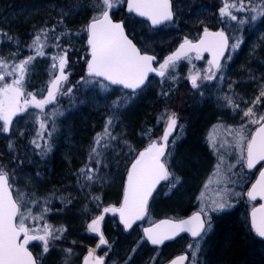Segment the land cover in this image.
<instances>
[{
  "label": "snow or ice",
  "instance_id": "obj_1",
  "mask_svg": "<svg viewBox=\"0 0 264 264\" xmlns=\"http://www.w3.org/2000/svg\"><path fill=\"white\" fill-rule=\"evenodd\" d=\"M92 6L99 9L96 15H93L90 22L82 29L87 34V45L90 49V59L85 61L87 71L85 76L81 77V82L87 84H98L102 91L110 90L111 85H119L124 89H131L132 95L136 94L138 89L142 90L146 87L149 73H155L157 76L164 79L175 81L177 77L173 75L176 71L177 61L187 59L191 63L189 53H195V59H203V53L207 52L211 58L207 60L208 67L204 70V75L201 77L200 70L195 73L190 72L187 79L191 83L193 89H201V84L198 81H213L216 79L223 80L222 73L225 65L232 59V53L236 52L243 39L241 36L232 37L233 42L229 43V37L225 35L223 30L210 31L207 27L203 29V35L196 42L188 38H184L175 52L168 55L158 67H153V62L156 60L155 55L148 54L142 51L141 48L125 34V26L123 22H114L110 16V11L119 5L126 3L127 11L135 13L138 17H143L151 22L153 27L170 22L173 20L174 12L172 0H91ZM72 9L70 8L69 11ZM221 18L227 17L229 21L235 22L234 31L239 32L242 27L249 23H255L259 19H264V0H224L223 5L219 9ZM236 13L244 15L238 16ZM68 12L62 10V15H67ZM50 31L55 32V28ZM41 34L45 40H41V35L35 36L30 49L35 51L36 56L45 55L46 39L48 33L41 30ZM79 34V33H77ZM4 35H7L6 33ZM11 39V37H9ZM59 41L60 37H56ZM56 47H59L57 43ZM229 54L226 56L225 52ZM15 55V53L13 54ZM35 59V56L28 58L10 66L6 59L0 58V133H9L13 125V118L18 115L29 113V109H38L40 113L45 112L48 105L57 104V94L71 95L73 89L68 87L66 90L62 88V82L67 81L68 76L64 72L67 63V50H63V54H58L52 57V68H56V61H59V75L55 76L49 82V87L46 89V95L40 93V98H37V93L26 91L24 84L25 74L28 71V65ZM224 61V63H222ZM11 67V71L7 69ZM19 72L18 76L15 74ZM217 73L221 75L217 77ZM6 76H14L11 82L6 81ZM250 79L256 80L255 75H251ZM107 82V83H104ZM231 87V85L229 86ZM163 91L162 95L167 96L168 91ZM203 95V91H200ZM261 97H264V83L259 84V95L251 102V105L246 109H241L243 116L247 117V121L239 126H224L227 135L231 136V141L223 140L217 148L215 137L210 134L209 140L214 153L218 154V162L213 172L215 182L223 187L218 188L217 198L211 200L210 204L201 203L199 211L194 212L187 219L175 218L161 220L155 223L152 227L145 228L144 238L148 243L154 246L162 245L165 241L172 240L181 233H189L193 239H202V234H206L211 230L210 216L205 210L206 207L211 211H221L226 207H230V196H239L241 193L232 191L228 185L236 183L233 176H239L243 179L242 170L244 167L252 170L257 164L264 161V113L256 110V105L261 103ZM129 96L122 97L121 100L113 102V108L119 109L126 105ZM226 106L232 108L233 113L239 108V104H235L230 96H225ZM245 103H248L245 101ZM61 114L59 110H56ZM116 119L115 114L109 117L103 133H98L95 137L94 145L90 148L89 161H94L97 167L86 165L81 168L79 177L84 181L81 187L85 184L96 183L104 180L105 177L95 175L99 172V165L103 163L104 152L102 149L110 148L111 141L117 137L109 130ZM161 120L165 123V128L159 141L152 140L149 145L140 151L134 158L130 169L127 171V181L123 192V201L120 207H104L103 213L111 212L119 213L120 221L124 225V229L132 228V225L137 220H142L148 214V201L157 184L161 181H168L170 188H175L181 183V177L170 170L169 160L171 152L166 151L169 148V136L177 126L178 114L175 111L165 110ZM36 122L42 131L36 133L37 137L44 139L43 133L48 132L47 120H41L39 115H36ZM159 122V121H158ZM255 126V127H250ZM23 135V133H21ZM51 135V133H48ZM31 143L41 149L39 153L42 158L46 157L51 151V145L45 144L43 147L34 139ZM127 144V141L124 142ZM175 144V139L171 142ZM225 152L220 153V148H225ZM130 151H135L131 145H128ZM9 151H14L12 142L8 144ZM228 155L236 157V163H228L225 165V160ZM240 165L241 172H233L232 169ZM107 166L106 164L104 165ZM259 178L251 189L247 192L249 200H256L257 196L264 200V165H261ZM37 175H40L37 173ZM78 179V183L80 182ZM212 177H210V182ZM205 188L209 184H205ZM204 193H201L200 199L203 201ZM94 200H99V197H93ZM49 201L45 199V204ZM71 203L70 200L64 201ZM38 203L33 198L31 193H23L19 190L14 192V186L10 183L9 173L5 170V166L0 164V264H43L44 257L49 253L54 244L50 241L59 240L63 233L67 230L63 226L53 229L47 223H44L41 228L39 225L30 226L26 223L28 220L40 221L44 219V214L48 211L43 208L39 215H35L32 211L33 207ZM99 207V205H97ZM207 217V219H205ZM104 219L103 214L92 219L91 223L87 224L88 231L99 235V244L106 245L103 233L100 231L101 221ZM207 225V227H206ZM251 231L255 236L264 240V205L259 208H253L251 212ZM33 241H39L42 251L34 256L29 250V245ZM142 242V241H141ZM139 247L137 244L136 248ZM136 248L132 252H136ZM193 260L196 259L199 252V242L188 245ZM95 249H89L87 255L83 259V264H104V256H97ZM65 258L63 264H68V257L72 255V249H64ZM107 256V252L104 254ZM132 259L131 255L128 261ZM188 256L181 255L176 257L170 264H184ZM125 261V264H128Z\"/></svg>",
  "mask_w": 264,
  "mask_h": 264
},
{
  "label": "trees",
  "instance_id": "obj_2",
  "mask_svg": "<svg viewBox=\"0 0 264 264\" xmlns=\"http://www.w3.org/2000/svg\"><path fill=\"white\" fill-rule=\"evenodd\" d=\"M91 3V0H0V58L6 59L12 66L29 56H35L27 66L28 71L24 80L26 91L37 93L39 98L44 90L43 87L54 79L59 71L58 66L52 68V57L67 50L64 72L68 79L64 89L72 87L73 91L71 95L60 100L59 106L65 108L66 112L73 109L70 112L72 114L74 111L71 119L65 127L57 126L52 130L51 121L55 123V118L51 119L48 114L45 115L49 127L47 133L51 135L44 138L42 147L47 143L51 145V151L44 158L39 154L41 150L37 151L30 144V134L33 131L25 133L20 125L13 123L7 136L6 133H0V162H7L5 169L9 173L12 172L11 174L24 173L26 176L24 178H27L26 184H30L31 187H24L25 189L21 187L22 192L33 193V196L36 193L44 202L47 199L49 202L45 205L49 208V212L53 213L49 214V220L56 224L57 219L54 216H58L64 220L70 230H81L80 223L83 217L89 222L101 208L117 201L116 196L122 191L128 166L142 149L152 140L158 139L164 125L161 117L166 109L172 110L173 103L177 101L173 100L175 96L172 90L168 91L167 96L162 95L163 91L169 90V83L154 79L157 82L155 87L147 85L145 89L134 95L111 88L107 92L100 90L99 110L92 109L86 104L85 97L82 99L85 95L84 84L78 80L85 76V61L88 55L86 32L82 29L94 15ZM62 10L68 14L62 15ZM121 13L122 17L119 18L115 12L112 13L113 19L123 20L125 17L123 9ZM52 28H55V32L50 31ZM41 30L48 33L45 55L42 57L36 56L35 51L29 47L37 35H41L42 41L45 40ZM5 33L7 35H4ZM57 36L60 37L59 41L56 39ZM57 43L59 47H56ZM261 45L264 48V41ZM259 58L264 61L263 49L259 53ZM58 63L57 60L56 64ZM7 70L11 71V67ZM18 75L17 71L15 76ZM13 78L15 77L6 76V81L11 82ZM125 96L130 97L126 105L114 109L113 102ZM195 97L188 93V99L185 97L184 101L180 100L182 116L189 120L184 148L177 149L179 163L175 174L182 177V186L178 184L175 188H170L171 192L178 190V194L172 198L166 197L156 209L155 214L158 216L171 217L186 212L187 205L190 204L189 200L209 164L208 157L200 146L203 129L209 121L219 118L218 115L225 117V114L214 112L209 107L196 106ZM37 113L43 120L41 113ZM114 114L116 119L109 130L117 139L110 142V148L102 149L103 163L98 166L100 169L95 175H101L106 179L115 176V181L107 189L106 179L97 182V186L96 183H89L81 187L84 181L79 177L80 169L85 168L86 165L97 167L94 161H89L90 148L94 145L97 134L103 133L109 117ZM24 115L14 117L13 121L23 118ZM32 119L34 128H37L35 114ZM121 129L122 133L118 135V130ZM20 131L24 132V135H21ZM125 141L127 144L124 143ZM9 142L13 143L14 151H9ZM128 145H131L135 151H130ZM26 153L30 156L26 157ZM240 172L241 168L236 171V173ZM256 172V170L248 172L243 168V180H239V183L242 182V192L254 179ZM78 179H80L79 183ZM234 180L237 184L238 179ZM203 184L201 183V189ZM93 197L100 199L94 200ZM112 199L114 200L110 201ZM67 200L71 203L64 202ZM246 200L242 195L234 201L232 208L220 212L210 211L212 227L203 234L202 239L198 240L200 250L197 264H264V241L256 237L250 229L246 211L249 202ZM39 205L40 202L34 207L37 208ZM118 234L122 232L116 233L115 251L117 254L126 255L131 247L128 235L122 234L120 237ZM54 242L61 246L67 245L62 240ZM175 244L166 245V248H172ZM146 249L150 252L149 248ZM182 252L187 253V250L184 249ZM48 264L57 263L54 259H49ZM188 264H191V261Z\"/></svg>",
  "mask_w": 264,
  "mask_h": 264
},
{
  "label": "rangeland",
  "instance_id": "obj_3",
  "mask_svg": "<svg viewBox=\"0 0 264 264\" xmlns=\"http://www.w3.org/2000/svg\"><path fill=\"white\" fill-rule=\"evenodd\" d=\"M247 3V0H245ZM223 0H175L174 1V13H175V21L174 24L171 25L170 29L165 30L163 34L165 35H171L170 38H161L162 33L158 34H149L145 35V38L142 36L140 32L141 31V26L142 23L137 24L136 28L131 32L133 36L137 37L136 39H141L142 43L147 46V48L154 50L155 45L160 48L162 46H166V50H173L175 48V45L173 46L172 44L174 43V40L177 39V43L182 42L184 38H190L192 36H195L199 31L203 30L205 27H209L212 24H219V25H224L225 28L228 29L229 33L231 34V43L233 42L232 37L234 36H241L243 39V44H241L240 48L232 53V59L228 61L225 65L224 72L222 73L223 75V80H220L219 78L213 81H198V83L201 84V89H193L191 87L190 81L187 79L188 75L190 72L195 73L197 70H200L201 72V77H203L204 70L207 69L208 64L204 62H191L187 63V61L184 64H181L176 67L175 75L177 79L175 81L170 80V79H164L163 82L169 83V89H171L174 93L173 95L175 98L173 100H177L176 103H173V109L171 111H175L178 114V119H180V113L179 111L182 110L181 107V101L180 100H185V97H188V93L193 94L195 97V104L196 106L199 105V107H209L210 109L214 110V112H219L221 114H225V117H221L218 115L219 118L216 119H224L223 123H213V120L208 122V126L206 125L203 129L202 136H201V141H200V146L204 149L205 154L210 155L208 157V162L209 164L207 165V170L205 175L200 179V183L196 190L194 191V194L192 195V198L189 200L190 204H185L188 206H191V208H194L195 210H199L201 207V203L203 202L205 205L210 204L211 200L217 198V192L218 188L223 187V185H218L215 182V177H213V172L215 170V166L218 162V154L214 153L211 143L209 140L210 134H212L216 141H217V148H219L220 142L223 140H228L231 141L232 137L227 135L226 131L222 127H218L219 125H224V126H239L240 124L244 123L247 121V117H244L242 120L241 117L243 116V112L241 109H246L251 105V102L254 100V98L259 95V84L264 83V61L260 60L259 58V53L261 52V49L264 48L261 45V42L264 41V19H259L257 20L254 24L249 23L246 24L242 27V29L239 32L234 31V28L236 27L235 22L231 21H226L225 18H221L219 9L223 5ZM91 5V10L94 15H96L99 11V9H95ZM124 7V3L119 5L116 8H113L111 10L112 13H116L118 18L122 17L121 10ZM238 16L244 15L242 13H236ZM124 19V18H123ZM137 34V36H136ZM174 39V40H173ZM167 43V44H166ZM176 43V44H177ZM166 44V45H164ZM67 46V45H66ZM262 47V48H261ZM229 54V53H228ZM87 55H88V50H87ZM166 58V56L163 58V60ZM163 60L160 62L162 63ZM58 69H59V63L57 64ZM59 75V71L57 72ZM66 74V73H65ZM255 75L257 78L256 80L250 79L251 75ZM221 74L217 73V77H219ZM81 81V78H79L78 82ZM66 81L62 82V88L64 89ZM84 84V83H83ZM157 82L153 80L150 81L148 84L149 86H154L156 85ZM231 85V87H229ZM49 83L43 87V95H46V89L49 87ZM84 90H85V95L82 97V99L85 97L86 99V104H88L89 107L92 109H97L101 106H99L98 103V96L100 95V86L98 84H84ZM155 87V86H154ZM203 91V95H200V91ZM67 95H61L57 94V104L54 105H48L45 108V112L41 113V116L43 120H45V115L48 114V116L52 119L55 118V123L51 121L52 130H55L56 127L62 126L65 127L69 120L71 119L70 112L73 109H70L69 111L66 112V109H62V107L59 106L60 100ZM225 96H230L233 98L235 104H239V108L236 109V112L233 113L232 108L226 106V101L223 99ZM40 98V97H39ZM188 99V98H187ZM247 101L248 103H245ZM70 106V104L68 105ZM59 110L61 114H58L56 110ZM256 110H258L261 113H264V97H261V103L256 105ZM40 112L38 109H29V113L25 114L23 118H20L19 120H14V124H18V126L21 129H24L25 133H31L33 131L30 138V144L33 148H36L31 141L34 139L37 141L42 146V141L44 139H40L37 137L36 133L38 131H42L39 128V124L37 128H34L33 126V115H37ZM215 115V113H214ZM15 119V118H13ZM184 121L180 122L181 126L178 130L177 135L173 138L175 139V144L173 145L171 143L169 152H171V157L169 160V165L171 166L172 171H176L178 168V163L179 159L177 157V149H181L183 147L184 140H186V134H187V129L189 128V120L183 118ZM57 122V124H56ZM28 124L30 126L28 127ZM219 124V125H218ZM13 126V125H12ZM28 127V129H27ZM250 127H255L251 126ZM47 128H49L47 126ZM163 129V128H162ZM36 131V132H35ZM21 132V131H20ZM24 135V132H21ZM122 133V129L118 130V135ZM162 134V130L160 132ZM6 136L8 133L5 134ZM44 138L48 137V133H43ZM159 141V137L157 139ZM148 146V145H147ZM227 146L225 148H220L219 151L220 153L225 152ZM184 148V147H183ZM182 148V149H183ZM37 151L39 148H36ZM41 150V149H40ZM30 156L29 153H26V157ZM7 162H0L3 166L6 165ZM228 163H236V157L234 155H228L225 160V165ZM6 167V166H5ZM106 168V167H105ZM100 169V168H99ZM240 169V165L236 164V167L232 169L233 172H236L237 170ZM6 170V169H5ZM9 173V172H8ZM9 174V180L10 183L13 184L14 186V192L16 190H19L22 192L21 189L24 187L27 188V186L31 187L30 184H26L27 178H24V173L19 172L18 174ZM101 176V175H100ZM26 177V176H25ZM103 177V176H102ZM210 177H212V180L210 182ZM115 176L111 177L109 176L106 179V189L115 181ZM182 178V177H181ZM237 180V184L239 183V180H241L237 176L232 177ZM182 180V179H181ZM243 180V179H242ZM241 182V181H240ZM201 183H204L202 185L201 189ZM205 184H209L208 188H205ZM237 184H229L228 187L237 193H241L239 196H230L229 198V204L231 205L230 207H226V209L232 208V205L234 201L243 195L245 197V187H244V192H242V187L241 183ZM98 183L95 184L97 186ZM182 186V183L180 187ZM23 187V188H21ZM25 189V188H24ZM180 189V188H179ZM204 193V198L203 201L200 199L201 193ZM33 194V193H32ZM178 194V190L174 191V195ZM116 195V193H115ZM113 198V194H111ZM33 198L40 202V205L37 208H33L32 211L35 215H39L43 208H47L48 211L44 214V219L40 221H33V220H28L26 223L31 226H43L44 223H47L51 226V228L56 229L60 228L63 226L67 230L63 233L62 238L59 240H62L67 243L66 246H61L57 245L54 241H50V244H54V247H51L49 253L44 257V262L43 264H48L49 259H54L55 263L57 264H63L64 258H65V252L64 249H72V255L68 257V264L73 262L75 258L81 254L82 250V245L86 244L88 242V237L85 235L87 232V224L91 223L92 218L89 222L88 220L86 221L85 218L83 217L82 223H80L81 230L76 229V230H70L67 225L64 223V220H61L58 216H54L57 219V223L53 224L51 220H49V216L53 214L52 212H49V208L45 205V202L40 199L39 196L34 193ZM117 196V200H118ZM114 199L110 200L113 201ZM247 201V200H246ZM113 204V203H111ZM151 210H150V216L147 218V222H151L153 220H156L158 217H161L160 215H156V202L152 201ZM109 205V204H108ZM249 206L247 207L246 211H248ZM208 212V215L210 216L212 213H210L211 209L207 208L205 209ZM223 210V211H224ZM222 211V210H221ZM56 211H54L55 213ZM214 212V211H213ZM217 212V211H216ZM220 212V211H219ZM50 214V215H49ZM56 215V214H54ZM94 217V216H93ZM63 221V222H62ZM146 222V223H147ZM63 223V224H62ZM42 228V227H41ZM130 238V237H129ZM134 238V237H133ZM41 242H37L33 245V248H35V252L39 254L42 251V248L39 246ZM116 245V244H114ZM61 246V247H60ZM137 245L134 247L136 248ZM186 249L190 252L191 251L187 249L186 242L183 241H178L177 244H175L174 247L172 248H164L160 250V252L155 253V252H146L144 249H141V253L138 255H134V253L131 250V253H127V255H120V254H115V260H120L121 264H125V261H128V257L131 255L132 259L128 261V264H161L162 262H165L167 256L168 258L176 255L179 253V250ZM199 252L197 253L196 259L193 260L192 255H191V264H197V259H198ZM120 256V259H119ZM157 260V261H155Z\"/></svg>",
  "mask_w": 264,
  "mask_h": 264
},
{
  "label": "flooded vegetation",
  "instance_id": "obj_4",
  "mask_svg": "<svg viewBox=\"0 0 264 264\" xmlns=\"http://www.w3.org/2000/svg\"><path fill=\"white\" fill-rule=\"evenodd\" d=\"M174 1L175 0H172V5H173V11H174ZM223 2H224V0H223ZM174 18H175V13H174ZM225 19H226V21H229L228 19H227V17H225ZM232 22V21H231ZM123 23H124V26H125V29H126V31H127V33L129 34V36L134 40V42H135V44L139 47V48H141V50L142 51H146L147 53H149V54H152V55H155L156 56V61H155V63H154V65H155V67H158V65L160 64V62L163 60V58L166 56H168V55H170L178 46H179V44L181 43V42H179V43H177V39L178 38H176L175 40H174V43L172 44L173 46L175 45V48L171 51V50H166V52H164L165 51V49L167 48L166 46H162V47H160V48H158L156 45H155V49L154 50H151V49H149V48H147V46L145 45V44H143L142 43V41H141V39H136L137 37H135V36H133L132 35V31L136 28V25L137 24H139L140 25V23H142V26H141V31L142 32H140V34H141V37L143 36L144 37V39H146L145 38V35H149V34H152V35H154V34H158V33H162V39L163 38H166V39H168V38H170L171 37V35H165V34H163L164 33V31L165 30H168V29H170V28H172V27H170L171 25H173L174 24V22H172L171 24H168L167 26H164V27H161V28H159V29H156V30H154V29H151L150 27H149V25H148V23H146V22H143V21H138L137 19H135L133 16H131V15H126L125 17H124V19H123ZM233 23V22H232ZM208 29L209 30H215V31H221V30H223L224 32H225V34L229 37V43L231 44V34L229 33V31H228V29L227 28H225V26L224 25H219V24H212V25H210L209 27H208ZM203 32V30H201V32L199 31L195 36H192V37H190L189 39L190 40H192L193 42H196V40L200 37V35H201V33ZM136 36H137V34H136ZM177 43V44H176ZM167 44V43H166ZM166 44H164V45H166ZM190 55V57L192 58L191 59V62H204V63H206L207 64V60L209 59V57L208 56H203L204 58L203 59H201V60H196L195 59V54H189ZM227 55H228V53H227ZM188 60L187 59H181L180 61H177V66H179V65H181V64H184V63H186ZM187 63H189V62H187ZM222 63H224V61H222ZM164 81V80H163ZM162 81V79H160V80H158V82H163ZM223 123L224 122V119H214L213 120V123L212 124H214V123ZM177 132H178V130H179V128H180V126H181V123H180V119H178V122H177ZM219 125V124H218ZM208 126V125H207ZM176 135H177V133H176ZM175 135V136H176ZM174 136V137H175ZM169 149H170V146H169V148L166 150V151H168L169 152ZM170 166V165H169ZM170 170H171V166H170ZM180 177V176H179ZM182 181V180H181ZM179 185H181V183L179 184ZM173 195H174V192H171L170 191V187L168 186V181H163L159 186H158V188H157V190H156V192H155V195H154V197L153 198H151V200H150V202H149V205H148V213H150V210H151V205H152V207H153V205L154 204H152V201H155L156 202V205H157V207L162 203V202H164L165 200H166V197H173ZM121 196H122V191H121V193H120V195H119V198H118V200L115 202V203H113V204H109V205H107V206H118L119 204H120V201H121ZM102 210V208L99 210L100 212L97 214V216L98 215H100L101 214V211ZM194 210V208H191V206H188V208H187V210H186V212L185 213H179V214H175V216H161L160 218H163V217H169V218H181V217H185V216H187V215H189L192 211ZM162 215V214H161ZM149 224H151V223H149ZM149 224H145V222L144 221H142L141 223H139V224H137V225H135L130 231H128V232H126L124 229H123V227L119 224V222H118V219L116 218V217H111V216H108V215H105L104 216V219L101 221V232L103 233V236H104V238H105V240L108 242L106 245H104L103 246V248H101V249H99V250H97V252L95 253L97 256H104V264H121L120 262H122V261H120V260H115V257H116V251H115V237H116V233L117 232H122V234H124L125 236H126V234L128 235V238H129V240H133V237H134V239H136L137 240V242L140 244V245H142L143 246V248L146 250V252L148 251V249H146V248H149V251L150 252H154V251H156L155 249H151L148 245H147V243L144 241V238H143V234H142V230H143V228L145 227V226H147V225H149ZM87 232L85 233V235H87V237H88V242L86 243V244H83L82 245V248H81V250H82V252H81V254H79L76 258H75V260L71 263H69V264H82L83 263V259H84V257L86 256V254H87V250L89 249V248H94L96 245H97V243H98V241H99V237H96V236H94L93 234H91L90 233V231H88V229L86 230ZM116 232V233H115ZM122 234H118L120 237L122 236ZM115 239V240H114ZM142 241V242H141ZM178 241H183V242H186V245H187V247H188V244H189V241H188V238L186 237V236H183L182 238H179L176 242H174V243H177ZM38 241H36V243H37ZM131 244L130 245H132V244H136V243H132V242H130ZM34 244V243H33ZM33 244L30 246L31 247V249H32V251H33V254H34V256H36V255H38L36 252H35V248H33ZM173 244V243H172ZM137 245V244H136ZM61 247V246H60ZM165 247V246H164ZM133 248H135V247H133V246H131L130 247V250H129V252L128 253H131V250L133 249ZM138 250V248H136V251ZM144 250V251H145ZM105 252H107V256H105L104 254H105ZM127 255V254H126ZM134 255H136V252L134 253ZM169 256H167V258H166V260H165V262L166 261H168L170 258H168ZM119 259H120V256H119ZM155 261H157V260H155ZM162 263H164V262H162ZM161 263V264H162Z\"/></svg>",
  "mask_w": 264,
  "mask_h": 264
},
{
  "label": "water",
  "instance_id": "obj_5",
  "mask_svg": "<svg viewBox=\"0 0 264 264\" xmlns=\"http://www.w3.org/2000/svg\"><path fill=\"white\" fill-rule=\"evenodd\" d=\"M124 11H125V13L126 14H132L135 18H137V19H140V20H143V21H146L149 25H150V27L151 28H153V29H156V28H159V27H161V26H163V25H165V24H167V23H170V22H165L164 24H161V25H157V26H155V27H153L152 25H151V22L150 21H148V20H146L145 18H143V17H138V16H136L135 15V13H129L128 11H127V4H125V9H124ZM110 16H111V14H110ZM114 21V20H113ZM114 22H121V21H114ZM210 31H214L215 32V30H210ZM125 34L127 35V33H126V30H125ZM203 35V32L201 33V35L200 36H202ZM226 35V34H225ZM227 36V35H226ZM131 39V38H130ZM182 43V42H181ZM180 43V44H181ZM86 44H87V35H86ZM179 44V45H180ZM87 47H88V45H87ZM179 47V46H178ZM177 47V48H178ZM176 48V49H177ZM176 51V50H175ZM174 51V52H175ZM88 54H89V57H88V59H90V49H89V47H88ZM189 54H195L194 52H192V53H189ZM227 54V51L225 52V55ZM208 56L209 57V59L211 58V56H210V54L209 53H207V52H205V53H203V56ZM155 62V61H154ZM154 62H153V67H154ZM155 68V67H154ZM86 71H87V65H86ZM85 74H86V72H85ZM152 77H157V78H161V77H159V76H157L154 72L153 73H149V78H148V81H146V85L148 84V82H149V79L150 78H152ZM104 83H107V82H104ZM110 87H112V88H118V89H121L122 91H124V92H127V93H129V94H132V90L131 89H124L122 86H119V85H111ZM145 88V87H144ZM141 90L140 89H138L137 91H136V93H138V92H140ZM165 128V127H164ZM163 131H164V129H163ZM163 131H162V134H163ZM174 132H175V129L173 130V132H172V134L169 136V140H170V138L172 137V135L174 134ZM144 150V149H143ZM143 150H141V151H143ZM134 162V160L131 162V164ZM262 162H264V161H262ZM261 162V163H262ZM131 164H130V166H129V168L128 169H130V167H131ZM257 165H259V164H257ZM259 178V172H258V174H257V176H256V178H255V180L252 182V184H254L255 182H256V180ZM126 181H127V174H126V177H125V182H124V187H125V185H126ZM162 182V181H161ZM160 182V183H161ZM159 183V184H160ZM159 184H157V186H156V188L158 187V185ZM252 184L250 185V187H249V189H248V191L251 189V186H252ZM156 188H155V190H156ZM154 190V191H155ZM154 191H153V193H154ZM247 191V192H248ZM123 192H124V188H123ZM153 193H152V195H153ZM151 195V196H152ZM248 197V196H247ZM150 198L151 197H149V200H150ZM249 199V198H248ZM122 201H123V193H122V199H121V202H120V205H121V203H122ZM250 201H252V202H254V201H258L259 202V204H257L256 206H254L255 208H259L261 205H264V200H262V199H260V197L259 196H257V198H256V200H250ZM149 202V201H148ZM120 205L118 206V207H120ZM115 207V206H114ZM117 207V208H118ZM253 207V208H254ZM253 208H251L250 209V211H249V213H248V218H249V224H250V227H251V212H252V209ZM195 212H197V211H195ZM194 212H192L191 214H189V215H187V216H185V217H183V219H187V218H189L190 216H192V214H193ZM102 214H103V216L106 214V215H110V216H117V218H118V220H119V223H120V225H122L123 226V228H124V225L121 223V221H120V217H119V213H116V214H113V213H111V212H108V213H103L102 212ZM165 219H168V218H163V219H159V220H157L156 222H154L153 224H151V225H149V226H146L145 228H149V227H152L155 223H159L161 220H165ZM140 220H137L133 225H132V227L135 225V224H137L138 222H139ZM144 228V229H145ZM143 229V230H144ZM125 230V229H124ZM130 229H128V230H125V231H129ZM100 231H101V224H100ZM92 233V232H91ZM93 235H95V236H98L99 237V235H97L96 233H92ZM183 235H187L188 237H189V239L193 242V241H196V240H198L199 238H196V239H193L192 237H191V235L189 234V233H181L179 236H176L174 239H172V240H168V241H165L162 245H159V246H154V245H151L150 243H148L147 242V240H146V242L148 243V245L150 246V247H153V248H161L162 246H164L165 244H167V243H171V242H173V241H175L176 239H178L179 237H181V236H183ZM143 236H144V232H143ZM100 238V237H99ZM260 239V238H259ZM264 241V240H263ZM32 243V242H31ZM99 244V243H98ZM97 244V245H98ZM30 246V245H29ZM104 245H100L99 246V248H97L96 247V251L98 250V249H100L101 247H103ZM95 251V252H96ZM178 256H181V255H178ZM178 256H175L174 258H172L169 262H167L166 264H170V262L172 261V260H174L176 257H178ZM185 262L186 261H184V264H185Z\"/></svg>",
  "mask_w": 264,
  "mask_h": 264
},
{
  "label": "bare ground",
  "instance_id": "obj_6",
  "mask_svg": "<svg viewBox=\"0 0 264 264\" xmlns=\"http://www.w3.org/2000/svg\"><path fill=\"white\" fill-rule=\"evenodd\" d=\"M179 113H180V122L182 121H184V119H183V116H182V110L181 111H179ZM178 126V125H177ZM177 126H176V128H175V132H174V134L172 135V137L170 138V140H169V146L171 145V142L173 141V138H174V136L176 135V133H178L176 130H177ZM162 136V134L160 133V135H159V139H160V137ZM183 141L182 142H184L185 140L184 139H182ZM208 157H210V155H208ZM177 171V170H176ZM99 176V175H98ZM97 183V182H96ZM119 195H120V193L118 194V197H119ZM117 197V196H116ZM128 240H129V238H128ZM129 242H132V243H136V244H139L138 242H137V240L136 239H134L133 238V240L131 241V240H129ZM131 244V243H130ZM136 244H132L131 246H135ZM141 249H144L143 248V246L142 245H140L139 244V247H138V250L136 251V255H138V254H140L141 253ZM145 250V249H144ZM145 253H146V250H145Z\"/></svg>",
  "mask_w": 264,
  "mask_h": 264
}]
</instances>
